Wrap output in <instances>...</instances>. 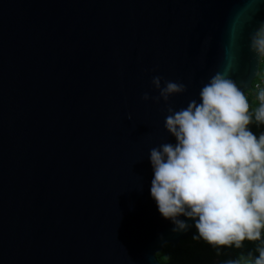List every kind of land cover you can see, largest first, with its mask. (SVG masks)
<instances>
[{
  "label": "water",
  "instance_id": "95a60500",
  "mask_svg": "<svg viewBox=\"0 0 264 264\" xmlns=\"http://www.w3.org/2000/svg\"><path fill=\"white\" fill-rule=\"evenodd\" d=\"M262 25L264 0H0V264H161L193 238L151 196L150 149L216 72L248 96ZM154 76L187 91L145 101Z\"/></svg>",
  "mask_w": 264,
  "mask_h": 264
},
{
  "label": "clouds",
  "instance_id": "9594fccd",
  "mask_svg": "<svg viewBox=\"0 0 264 264\" xmlns=\"http://www.w3.org/2000/svg\"><path fill=\"white\" fill-rule=\"evenodd\" d=\"M250 49L259 62L264 60V25L251 36ZM152 85L159 95L146 92L143 100L168 103L187 91L184 83L160 76L152 78ZM199 98L179 110L168 106L165 127L176 143L150 149L151 196L174 232L190 227L180 216L194 220L198 235L193 239H202L218 255L224 247L256 244L254 251L240 252L224 264H264V132L252 131L254 122L264 125V87L253 108L225 70L209 78Z\"/></svg>",
  "mask_w": 264,
  "mask_h": 264
},
{
  "label": "trees",
  "instance_id": "16d2710c",
  "mask_svg": "<svg viewBox=\"0 0 264 264\" xmlns=\"http://www.w3.org/2000/svg\"><path fill=\"white\" fill-rule=\"evenodd\" d=\"M261 74L264 75V61L261 66ZM248 99L253 108L258 104L256 95L251 91L248 94ZM252 131L259 135L264 132V125L257 126L252 124ZM195 235H198L196 232ZM258 243V242H257ZM256 244L245 242L243 249H235L234 247H224L219 250L213 248L206 242L194 240L193 238L181 242L176 248L166 246L165 249L157 253L156 257L161 264H224V261L236 258L240 252H247L255 249Z\"/></svg>",
  "mask_w": 264,
  "mask_h": 264
},
{
  "label": "built area",
  "instance_id": "2783aa9c",
  "mask_svg": "<svg viewBox=\"0 0 264 264\" xmlns=\"http://www.w3.org/2000/svg\"><path fill=\"white\" fill-rule=\"evenodd\" d=\"M263 61L264 60H262V63H263ZM260 87H264V75H262L261 72H260V75H259L258 79L254 83L253 88H252L251 91L256 95L257 92L259 91Z\"/></svg>",
  "mask_w": 264,
  "mask_h": 264
},
{
  "label": "bare ground",
  "instance_id": "6f19581e",
  "mask_svg": "<svg viewBox=\"0 0 264 264\" xmlns=\"http://www.w3.org/2000/svg\"><path fill=\"white\" fill-rule=\"evenodd\" d=\"M255 82H256V81H255ZM255 82H254V83H255ZM253 85H254V84H253ZM252 88H253V87H252Z\"/></svg>",
  "mask_w": 264,
  "mask_h": 264
}]
</instances>
